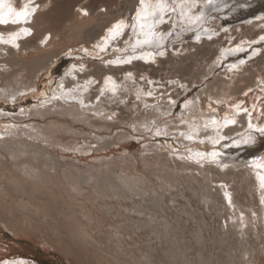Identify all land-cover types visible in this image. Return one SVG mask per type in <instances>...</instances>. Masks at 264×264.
<instances>
[{
	"label": "rangeland",
	"instance_id": "374dc122",
	"mask_svg": "<svg viewBox=\"0 0 264 264\" xmlns=\"http://www.w3.org/2000/svg\"><path fill=\"white\" fill-rule=\"evenodd\" d=\"M196 1L166 0L153 40L165 36L172 18L183 26L191 22L185 10L186 19L181 16L183 6L194 10L205 2L203 19L192 22L189 32L155 46L136 45L144 36L133 32L121 46L108 43L105 55L96 48L118 22L135 20L140 0H31L45 5L36 30L9 33L23 23H12L15 16L0 24V69L28 64L14 68L13 84L0 77V262L264 264V136L255 134L254 143H245L248 126L218 132L240 124L244 109L252 110V124L264 126V41L259 39L264 22L246 23L264 13V0H224L219 7ZM9 3L19 9L29 0ZM33 15L26 24L33 23ZM212 18L219 30L209 23ZM17 32L18 46L4 42ZM26 39L30 47L21 48ZM245 40L251 42L243 52L219 50L220 44L228 51ZM46 56L44 67L33 65ZM128 57L133 58L123 62ZM75 61L98 65L71 75ZM241 61L249 71L218 95L219 79L227 77L220 72ZM101 65L119 71L104 72ZM130 77L134 92L119 97L116 81ZM100 80L101 91L89 86L81 98L69 92ZM177 81L184 83L174 85ZM138 85L143 97L145 91L150 98L161 92L160 106L173 91L178 100L170 109L156 108L161 117L150 119ZM89 106L99 113L84 112ZM35 108L48 113H30ZM143 119L146 124L138 126ZM232 119L235 124H225ZM118 133L129 135L113 143L103 140ZM212 152L218 153L215 159L197 155Z\"/></svg>",
	"mask_w": 264,
	"mask_h": 264
},
{
	"label": "bare ground",
	"instance_id": "6f19581e",
	"mask_svg": "<svg viewBox=\"0 0 264 264\" xmlns=\"http://www.w3.org/2000/svg\"><path fill=\"white\" fill-rule=\"evenodd\" d=\"M196 1V0H195ZM197 2V1H196ZM223 2H224V0H216V3L215 4H213V5H211L212 7L213 6H215V7H219V6H221V5H223ZM225 4V3H224ZM44 4H39V7L37 8V10H36V14L35 15H33V17H34V19H33V23H31V24H26L25 22H23V23H21V24H19V26H16V25H14V26H12V30H10L9 31V33H11V32H14V31H17V30H19V29H23L24 27L25 28H33L34 30H36L35 29V25L38 23V21H39V19H40V17H41V15H42V12L44 11L43 9H44ZM195 6V9L193 10L192 9V7L190 6V5H185V6H183L181 9V11H183L184 12V10L186 11V14L185 13H183V14H185L187 17H191V19L194 21V17L195 16H197V15H199L201 12L203 13L204 12V9L206 10V4H205V2L204 3H201V4H195L194 5ZM138 7H136V9H137ZM191 9V12H189V10ZM188 10V11H187ZM208 11H209V9H208ZM199 13V14H198ZM204 14V13H203ZM183 16L184 18L186 17V16ZM178 16V15H177ZM177 16H173V17H177ZM207 16L206 15H204V18H206ZM209 17V16H208ZM186 19V18H185ZM215 19V20H214ZM212 18V20H211V22H209L211 25H212V27H214V28H216V29H218L219 27H220V25L218 26V25H216L218 22V20H216V18ZM178 20H181V19H177V18H172L171 19V22L169 23V27H165L164 26V33H163V35L165 34V36H163V37H158V39L157 40H154V42L152 43V44H148V45H153V46H155L156 44H159V42H164V39L165 38H167V42H171L172 40H174L176 37H180L184 32H189L188 30V28H190V27H192L193 26V24L194 23H192L193 21L192 20H190L191 22H187V23H185L184 24V26L183 25H180V23H181V21H180V23L179 22H177ZM130 22V21H129ZM128 22V25H131V24H133V23H135V20L133 21H131L130 23ZM264 22V13H261L258 17H256V18H253L252 20H249V21H247L246 23L247 24H250V23H252V24H254V25H259L260 23H263ZM197 23H200V21L199 22H197ZM172 24H174V26H172ZM181 26V27H180ZM183 26V27H182ZM190 26V27H189ZM218 27V28H217ZM222 27V26H221ZM238 27V26H237ZM171 28V31L172 32H169L170 29ZM235 28V27H234ZM167 29V30H166ZM219 30V29H218ZM131 33H133V31H132V29H131V27H128V28H126L125 30H124V35H123V37H122V39H119L118 38V40L117 39H110L109 40V42L108 43H113L112 44V47H114L115 46V43L118 41V44L121 46V45H123V41L124 40H126L127 38H128V36L129 35H131ZM35 34H36V31H35ZM186 34V33H185ZM34 37V36H33ZM32 37V38H33ZM207 37H209V36H207ZM260 39V38H259ZM30 40L31 39H26V42L25 41H23L22 42V46L23 47H21V48H25V46L27 47V48H29L30 47V45H31V43H30ZM155 41H158V43L157 42H155ZM202 41H204V43H210V44H212V42H215L216 40H214V39H212L211 40V42H208L207 40H205V39H203ZM202 41H200V43L202 42ZM218 41V40H217ZM251 41L249 40V41H243V43H237V44H235L234 43V45H236V46H234V45H232L233 46V48L232 49H229L228 51H227V48L223 45L222 46V44H220V47H219V50H220V52H221V54L223 55V54H236V53H238V52H243L244 51V49L246 50V47L248 46V44L250 43ZM260 42V41H259ZM190 43V42H189ZM199 43V42H198ZM192 45H194V46H196V44H192ZM198 45V44H197ZM201 45V44H200ZM2 48H4V49H6L8 52H10V53H12V54H14V55H18V56H20L19 54H17V53H15L14 52V49H12V47H11V49L9 48V46L7 47V46H1ZM107 47H108V44H107V46H105V44L104 43H101L97 48H96V51H95V53H97V54H99V55H101V54H103V52L105 51V50H107L108 52H110V48H108L107 49ZM229 47H230V45H229ZM228 47V48H229ZM18 48V47H17ZM231 48V47H230ZM19 49V48H18ZM101 49H103V50H101ZM20 50V49H19ZM22 50V49H21ZM113 50H115V49H113ZM259 49H256L255 51H258ZM107 51H105L104 52V55L105 54H107L108 52ZM219 52V53H220ZM218 53V54H219ZM221 54H219V55H221ZM0 55H2V53H0ZM82 55H84L83 54V52H82ZM95 56V55H94ZM46 58H48L47 56L46 57H44V58H40V59H35L36 61H34V63H33V65H37V64H39L41 67H44L46 64V62H45V60H46ZM182 58V57H181ZM93 60V59H92ZM246 60V59H245ZM38 61V62H37ZM48 61H50V62H53L54 61V57L53 56H50L49 57V60ZM217 61L218 62H221L222 61V57L221 56H219V57H217ZM246 62V61H245ZM54 63V62H53ZM75 64V67H73V68H71V75H72V73L73 74H79V73H81V67L82 66H85V67H87V68H89V69H91V66L90 65H95V63H97V65H98V62H92V64H90L91 62H89V63H87V64H89V65H87L86 64V62H80V61H75L74 62ZM216 64V63H215ZM28 64L27 63H25V64H20V63H15V64H13V66L12 67H10V69H0V77H2L3 79H9L11 82H12V84L14 83L13 81H14V79H16L17 78V74H16V72H15V70H14V68H23V67H25V66H27ZM30 65V64H29ZM218 65V64H217ZM216 65V66H217ZM235 65V64H234ZM233 65V66H234ZM239 65V67H237L236 68V66H238ZM236 64V66L235 67H230V68H227L224 72H220V74H222V75H224V76H227L226 78L225 77H221L220 79H219V88H218V95H221V94H223L224 93V91L226 90V88H225V86L226 85H228V82L230 81V82H232V81H234V79H235V77L237 76V75H242L243 73H245V72H247V71H249V68H247L246 66V68L244 67V62L243 63H241V64ZM102 66V65H101ZM107 68H106V67ZM103 65L102 67H104L103 68V70H104V72L107 70L108 72L109 71H119V69H114V68H112V67H110V66H107V65ZM32 67V66H31ZM100 67V66H99ZM216 68V67H215ZM213 70H214V66H213ZM241 70H243V71H241ZM100 71V70H99ZM103 72V71H102ZM103 72V73H104ZM100 74V73H99ZM208 74V73H207ZM8 75H10L11 76V78H6V76H8ZM101 75V74H100ZM104 75V74H103ZM96 76H97V78H100V76H98L97 74H96ZM69 77L70 76H68V78H66V79H63V81H65V82H67V80L69 79ZM9 80H7V81H9ZM97 80V79H96ZM131 80H133V78H131L130 77V80H126V81H121L120 79H119V81H116L118 84H119V86H118V89L120 88V92L119 93H117V95L119 96V97H121L122 95H125V94H128L129 92H131V93H133L134 92V89H132V85L134 84V82H131ZM199 81H200V79H199ZM229 82V83H230ZM101 83H102V80H100L99 81V84L98 85H96L95 86V84L94 83H84V85L83 86H81V88H79V87H77L76 89H74V90H71V91H69L70 93H72L71 95L73 96V97H75V98H81V96H84V91L89 87V86H91V88L92 89H94V87L95 88H97V89H99V91H101V87H103V86H101ZM183 84L184 82H180V81H177L176 83H174V85H177L178 86V84ZM212 82H209V84H210V86L212 85L211 84ZM179 84V85H180ZM27 85V84H26ZM13 86V85H12ZM31 86H36V83L34 82L33 84H31ZM31 86H29V87H24V89H23V91H26V90H28ZM6 87V89H4V90H8L9 89V86H5ZM8 87V88H7ZM83 87V88H82ZM174 87V86H173ZM184 87V86H183ZM105 88V87H104ZM140 86L138 85L137 87H136V92H137V94H140V96L143 98V99H145L146 101H147V103H146V105H147V107H145L144 108V112H147V114H146V116L148 117V118H156V117H161V114H158V113H156L155 112V109L157 108V109H163L164 107L165 108H168V109H170V108H172V106L174 105L175 106V103H176V101L178 100V95H173V93H175L176 91H173V92H171V94L169 95V96H167L168 97V101L167 100H165L162 104H161V106H160V102H159V99L158 98H161V96H160V93L161 92H157L156 94H154V98H150V93L149 92H147V91H145V93H148V97H143V94L142 93H140ZM176 88V87H175ZM32 89V88H31ZM126 89H129V90H127L126 91ZM188 89V88H187ZM176 90V89H175ZM185 90V89H184ZM209 90V88L206 90V92ZM98 91V92H99ZM17 92H19V91H17ZM17 92H12V93H17ZM184 92V91H183ZM182 92V93H183ZM0 93H4V91L3 92H0ZM162 94V93H161ZM179 94H181V92L179 93ZM199 95V94H198ZM197 95V96H198ZM224 95H225V93H224ZM12 96V95H11ZM125 97V96H124ZM95 98V96L94 97H92V98H90L89 99V101H92L93 102V99ZM171 101H172V103H171ZM165 106H164V105ZM186 107H188L189 109H191V110H194L196 107H195V105H193V104H188ZM84 110V112H90V113H99L98 111V108H93V107H91V106H89V107H87L86 109H83ZM196 110V109H195ZM163 111V110H162ZM190 111V110H189ZM252 110L251 109H249V110H247V112H243V115H241L240 116V119H239V121H240V124H236V125H234V126H232V127H229V128H221V129H219L218 130V132H219V134L222 132V131H224L223 133L226 135V134H232V133H235V132H239V131H241V130H243L244 128H246L247 126H248V123H249V118H250V116H249V113L251 112ZM45 112H47L48 113V111H46V110H42L41 108H35V109H33L32 111H30V113H34V114H41V115H45ZM155 115V116H153V114ZM13 116V118L15 117V118H23V116H22V114H15V115H12ZM23 120V119H22ZM144 120V119H143ZM143 120H139L138 121V123L137 124H139L138 126H143V125H145L146 124V122L147 121H143ZM193 123V122H192ZM191 123V125L193 126V124ZM242 125V126H241ZM192 126H191V128H192ZM20 127V126H19ZM166 128H167V126H166ZM172 128V127H171ZM22 129V128H21ZM21 129H20V131H21ZM68 131H71V129L70 128H68ZM223 134V135H224ZM13 135H15V134H13ZM129 134H127V133H118L116 136H114V137H112L111 136V138H104L103 140H106V142H108V143H113V142H115L118 138H124V137H126V136H128ZM222 135V134H221ZM12 137V136H11ZM13 138H14V136H13ZM116 139V140H115ZM30 143V142H29ZM29 145H32V144H29ZM260 179H261V176H260ZM264 180H262L261 181V183L263 182ZM264 194V193H263ZM33 262V261H32ZM32 262H30L29 261V263L27 262V260H22V261H8V264H33Z\"/></svg>",
	"mask_w": 264,
	"mask_h": 264
},
{
	"label": "snow or ice",
	"instance_id": "6c2138e0",
	"mask_svg": "<svg viewBox=\"0 0 264 264\" xmlns=\"http://www.w3.org/2000/svg\"><path fill=\"white\" fill-rule=\"evenodd\" d=\"M216 3V0H207V5H213ZM7 4V12L4 11L5 5ZM173 4H175V0H173ZM141 7L137 9L136 17H135V23L128 25L123 20L118 22L116 25L113 26V28H110L109 36L105 38L104 44L107 46L110 39H115L116 37L123 34L124 30L128 27H131L132 31L138 32L144 36L143 40H140L139 38L136 41V45L140 44H152L154 42L153 37L156 36L155 32V26L163 21L164 13L166 12L168 8V4L166 0H155V3H153V0H140ZM38 5H33L31 3V0H29V4H26L24 7L15 9L11 6L9 3V0H0V24H7L9 20L6 18L7 16H15V19L12 20V23H20L21 21L27 23L30 21L31 16L36 12ZM173 11H175V6H173ZM84 14L87 15V11L84 10ZM181 16H183V11L181 12ZM203 19V13L201 12L199 15L194 17L193 22H199ZM147 29V31H146ZM23 34L27 35L30 34L31 30L29 28H23L21 29ZM20 35L19 32L12 34V39L9 41H4L5 43H12L15 45V38ZM199 38V37H197ZM211 38V37H209ZM48 39V37H45V41ZM260 40L264 41V36L260 37ZM43 42V41H42ZM158 43V41H155ZM135 48V45L133 46ZM103 50V49H101ZM163 55V53H160ZM133 57H128L127 60L123 62H130ZM116 61H109V63H115ZM243 63V61H241ZM235 67V65L233 66ZM111 79V78H109ZM113 91H115V86L112 88ZM245 112H247V109H244ZM251 113H249V116ZM235 124V119L232 120H226L225 124ZM259 134L260 136H264V126H258L251 123V120H249L248 123V132L246 134V139L244 140L245 143H254L256 140V135ZM156 135H161L159 130H156ZM183 135V133L181 134ZM191 139V137H188ZM237 144H239V141H236ZM200 157H205L210 155L215 159V157L218 155V153L212 152L210 154L208 153H197ZM199 162V161H197ZM264 179V178H262ZM0 264H8V261H2Z\"/></svg>",
	"mask_w": 264,
	"mask_h": 264
}]
</instances>
